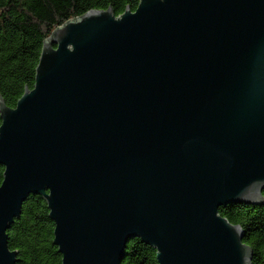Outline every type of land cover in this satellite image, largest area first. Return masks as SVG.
Wrapping results in <instances>:
<instances>
[{
	"label": "water",
	"instance_id": "obj_1",
	"mask_svg": "<svg viewBox=\"0 0 264 264\" xmlns=\"http://www.w3.org/2000/svg\"><path fill=\"white\" fill-rule=\"evenodd\" d=\"M135 9V10H134ZM44 40L34 84L0 98V264L29 194L60 264H251L229 203L264 204V0H139Z\"/></svg>",
	"mask_w": 264,
	"mask_h": 264
},
{
	"label": "trees",
	"instance_id": "obj_2",
	"mask_svg": "<svg viewBox=\"0 0 264 264\" xmlns=\"http://www.w3.org/2000/svg\"><path fill=\"white\" fill-rule=\"evenodd\" d=\"M138 1L0 0V98L14 107L24 88H32L41 47L53 29L93 9L110 7L116 16L126 7L133 11ZM1 177L2 165L0 183ZM218 212L241 227L243 242L252 250L251 264H264V204L229 203ZM53 225L44 198L29 194L6 231L9 249L17 252L16 264L61 263L53 244ZM121 264H158L155 249L137 237L130 238Z\"/></svg>",
	"mask_w": 264,
	"mask_h": 264
}]
</instances>
